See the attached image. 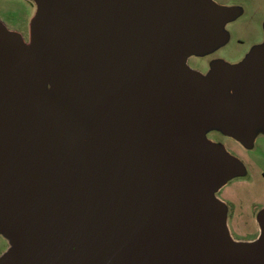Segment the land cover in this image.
Returning a JSON list of instances; mask_svg holds the SVG:
<instances>
[{
    "label": "water",
    "instance_id": "1",
    "mask_svg": "<svg viewBox=\"0 0 264 264\" xmlns=\"http://www.w3.org/2000/svg\"><path fill=\"white\" fill-rule=\"evenodd\" d=\"M30 43L0 21V264H264L216 194L246 175L206 135L264 132V44L238 65L213 0H33Z\"/></svg>",
    "mask_w": 264,
    "mask_h": 264
},
{
    "label": "rangeland",
    "instance_id": "2",
    "mask_svg": "<svg viewBox=\"0 0 264 264\" xmlns=\"http://www.w3.org/2000/svg\"><path fill=\"white\" fill-rule=\"evenodd\" d=\"M222 1V0H219ZM241 8L238 16L225 25L226 41L202 58L229 65L242 63L252 50L264 44V0H236ZM33 0H0V21L30 43V25L37 14ZM215 131L206 135L210 138ZM231 155L240 159L247 175L229 181L217 194L227 207L228 229L236 241L255 239L260 232L258 215L264 210V142L258 139V149L248 152L237 143L225 141ZM9 249L0 235V257Z\"/></svg>",
    "mask_w": 264,
    "mask_h": 264
},
{
    "label": "flooded vegetation",
    "instance_id": "3",
    "mask_svg": "<svg viewBox=\"0 0 264 264\" xmlns=\"http://www.w3.org/2000/svg\"><path fill=\"white\" fill-rule=\"evenodd\" d=\"M216 4L220 5V6H224V7H228V8H241L240 5L237 3L236 0H222V1H219V0H213ZM204 58L202 57H191L188 59V66L197 71V72H200L201 74L203 75H206L209 71H210V68H211V63L212 61H206V60H203ZM210 141H212L214 144H218V145H222L224 146V148L231 154V152L228 150L227 148V145H226V142L225 141H233L235 143H237L239 146H241L243 149H245L246 151L248 152H254L256 151V149H258V146H257V142H258V139H261L263 140L264 142V132L262 133H259L258 136L256 137L254 143L249 147H245L244 145H242L240 142H238L237 140L231 138V137H228V136H225L223 133L219 132V131H215L214 134L208 138ZM240 160V159H239ZM241 161V160H240ZM242 163V162H241ZM244 164V163H242ZM245 167V166H244ZM246 168V167H245ZM246 171H247V168H246ZM246 175H247V172H246ZM264 175V174H263ZM260 234V232H259ZM259 236V235H258ZM257 236V237H258ZM257 237L255 239H257ZM255 239L253 240H248L247 242H250V241H254ZM240 242V241H239ZM9 244V243H8ZM10 247V246H9ZM8 251V250H7ZM4 255V254H3Z\"/></svg>",
    "mask_w": 264,
    "mask_h": 264
},
{
    "label": "bare ground",
    "instance_id": "4",
    "mask_svg": "<svg viewBox=\"0 0 264 264\" xmlns=\"http://www.w3.org/2000/svg\"><path fill=\"white\" fill-rule=\"evenodd\" d=\"M241 242V241H240Z\"/></svg>",
    "mask_w": 264,
    "mask_h": 264
}]
</instances>
